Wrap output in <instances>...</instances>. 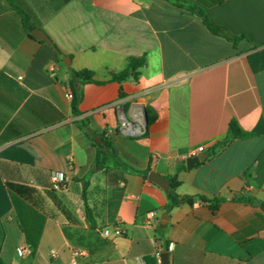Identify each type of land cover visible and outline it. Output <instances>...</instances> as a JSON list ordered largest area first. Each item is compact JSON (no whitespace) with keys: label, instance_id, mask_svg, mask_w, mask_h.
<instances>
[{"label":"crops","instance_id":"1","mask_svg":"<svg viewBox=\"0 0 264 264\" xmlns=\"http://www.w3.org/2000/svg\"><path fill=\"white\" fill-rule=\"evenodd\" d=\"M214 24L247 35L237 48L202 20L165 0H0V257L8 264H163L155 239L169 243L170 264H264V0H181ZM51 43L31 38L22 13ZM31 35V36H30ZM146 57L137 80L111 81L131 57ZM105 84L83 86L81 114L67 97L74 72ZM145 106L143 135L120 131ZM87 121L110 136L134 172L90 178L96 150ZM252 134L211 155L230 123ZM199 148H204L198 152ZM207 155L191 170L190 157ZM66 182L51 190V174ZM157 172L179 196L197 199L167 213ZM35 189L33 204L11 189ZM169 189V190H170ZM203 198L206 203L199 200ZM220 200L217 207L212 203ZM157 212L158 228L144 224ZM169 215L165 227L162 217ZM121 235L105 237L106 228ZM37 243L36 251L32 245ZM25 249L24 256L18 250ZM81 251L83 256H75ZM52 253H56L52 257Z\"/></svg>","mask_w":264,"mask_h":264},{"label":"trees","instance_id":"2","mask_svg":"<svg viewBox=\"0 0 264 264\" xmlns=\"http://www.w3.org/2000/svg\"><path fill=\"white\" fill-rule=\"evenodd\" d=\"M175 6L184 8L191 12L192 14L198 16L205 27L209 30V32L215 36L221 37L228 42L232 43L235 48L239 45V43L243 40H248L252 42L251 37L247 35H234L227 27L214 24L210 21L207 13L202 8L195 6L193 4H188L181 0H165ZM24 25L26 30L29 34L35 29V27L30 24V15L23 12L22 13ZM31 36V35H30ZM31 38H34L31 36ZM147 59L146 57H131L127 60V68L121 73H113L111 72V81H115L118 83L125 82L131 78L137 80L140 76L139 70L143 67H146ZM104 81H98L94 78V73L88 69H84L82 71L74 72L73 77L69 82V90L73 94L72 98V110L75 116H79L81 114L80 105L83 101L84 94H83V86L87 84H97L102 85L105 84ZM81 129L85 132L87 137L92 141L93 147L96 150V157L94 164L89 172L87 178L84 179V185L82 187V200L84 203V212L86 215L87 220L89 221L91 228L96 227L95 219L93 216V212L88 203V188L90 185V178L93 174L99 171H107V170H115V171H122V172H134L138 173L144 177L148 175L150 171L139 172L131 168L127 163H125L121 157L119 156L118 152L113 146L112 140L110 136L106 133H96L90 130L89 123L87 121H82L80 124ZM95 136H101L103 140L102 145H98L93 141ZM252 137L251 133L244 132L238 126L237 123L232 122L229 126V133L225 140L219 142L215 145L213 150L211 151V155L217 154L219 149L224 148L231 144L233 141L238 139H247ZM176 184L171 185V189L167 193V205L165 210L167 213H170L173 209L180 207L185 204L192 205L194 202L197 201L195 197L192 196H179L175 192ZM11 189L18 193L19 195L23 196L25 199L30 201L33 204H37V197L36 195L38 192L35 189H31L24 186L19 185H11ZM199 200L203 203H206V200L203 198H199ZM238 200L245 201L247 203L253 204L255 202L252 198H240ZM220 203V200H216L214 203V207H217ZM261 208L264 211V202L261 204ZM158 230H162L160 227ZM37 248V243L32 245V249L35 252ZM165 252L169 251V243L164 244ZM0 264H8L2 260L0 257ZM170 264V263H169Z\"/></svg>","mask_w":264,"mask_h":264},{"label":"built area","instance_id":"3","mask_svg":"<svg viewBox=\"0 0 264 264\" xmlns=\"http://www.w3.org/2000/svg\"><path fill=\"white\" fill-rule=\"evenodd\" d=\"M67 97L69 99L73 98L72 92L69 90L67 92ZM120 131L122 134L127 135V136H132V137H138L143 135V127L140 123L138 122H133L131 121L128 117H126L124 112H121V117H120ZM204 148H199L197 151L202 152ZM66 182V175L65 173L61 171H56L51 174V190L53 191H60L63 187V185ZM157 212L152 211L149 212L146 215V219L144 221L145 226L153 228L154 230L158 229V224H157ZM105 237H109L113 234L116 235H121L122 230L120 227H115V228H106L103 233ZM155 243L157 245L156 249V256L158 259H162V254H163V249H164V243L160 239V237H157L155 239ZM27 251L25 249H19L18 254L19 256H24ZM75 256H83L84 253L81 251H75L74 252ZM56 253H52V257H55Z\"/></svg>","mask_w":264,"mask_h":264},{"label":"water","instance_id":"4","mask_svg":"<svg viewBox=\"0 0 264 264\" xmlns=\"http://www.w3.org/2000/svg\"><path fill=\"white\" fill-rule=\"evenodd\" d=\"M32 36L38 40H41V41H44L47 43H51V40L49 39L47 34L41 29H34L32 31ZM131 115L133 116V118L135 119L136 122L140 123L142 126H147V124H148V113H147V109L145 106H141L139 104L134 105L132 107ZM93 141L98 145L103 144V140H102L101 136H95L93 138ZM207 155L208 154H205L204 156L199 155L196 157L188 158V160H187L188 170H191L199 162H203L207 158ZM149 180L152 181L153 183L157 184L158 186H160L166 192H168L170 189L169 180L167 178L161 176L157 172H151L149 174ZM254 204L257 206L261 205L257 201H255ZM169 218H170L169 215H164L162 217L163 222H164V224H163L164 227H165L166 221L169 220ZM162 262H163V264H169V253H163L162 254Z\"/></svg>","mask_w":264,"mask_h":264}]
</instances>
